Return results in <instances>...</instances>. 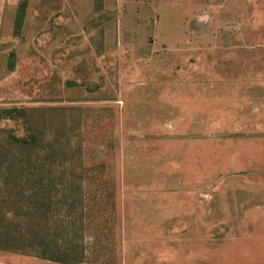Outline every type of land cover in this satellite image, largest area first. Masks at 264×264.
Returning <instances> with one entry per match:
<instances>
[{"label": "rangeland", "instance_id": "obj_1", "mask_svg": "<svg viewBox=\"0 0 264 264\" xmlns=\"http://www.w3.org/2000/svg\"><path fill=\"white\" fill-rule=\"evenodd\" d=\"M0 114V264H264V0H0Z\"/></svg>", "mask_w": 264, "mask_h": 264}, {"label": "trees", "instance_id": "obj_2", "mask_svg": "<svg viewBox=\"0 0 264 264\" xmlns=\"http://www.w3.org/2000/svg\"><path fill=\"white\" fill-rule=\"evenodd\" d=\"M21 14V11H20V13L18 12V15H17V19H18V16ZM17 116V115H16ZM1 118H5V116H2L1 114H0V119ZM32 134H28V131H27V133L26 134H23L22 136L23 137H25V140H27V136H29L30 138H32V136H31ZM21 136V137H22ZM20 137V138H21ZM32 142L30 143V144H37L38 143V141L36 140V139H32L31 140ZM6 202L3 200V204H4V209H3V215H2V219H3V224H4V226L7 228V226H9L8 224H10L12 221H16V216H15V212L10 208V206L9 205H7V204H5ZM8 211H10V217L9 218H7L5 215V212H8ZM5 214V215H4ZM20 227V226H19ZM19 227H17V228H15V229H17L18 230V228ZM33 230V229H32ZM35 231V230H34ZM36 232V231H35ZM33 236L35 237V238H37V235L34 233L33 234ZM28 239H29V237L28 236H26ZM26 237L24 236V234L23 235H21V229H20V231H19V233H18V235H10L9 236V238L6 240V243H4V244H2L1 242H0V247L1 248H5V249H9V250H11V248H13V250L14 251H17V250H22V251H25L26 249H25V245H24V243H26V244H28V246H32L31 244H32V242H34V241H32V237H31V239H29V240H26ZM41 242V241H40Z\"/></svg>", "mask_w": 264, "mask_h": 264}]
</instances>
